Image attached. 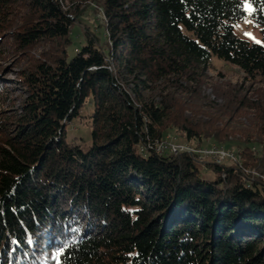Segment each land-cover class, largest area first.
<instances>
[{
  "label": "trees",
  "instance_id": "16d2710c",
  "mask_svg": "<svg viewBox=\"0 0 264 264\" xmlns=\"http://www.w3.org/2000/svg\"><path fill=\"white\" fill-rule=\"evenodd\" d=\"M248 2L261 43L236 30L245 0H0V57L13 51L19 65L53 45L19 65L14 88L0 70V104L19 105L0 112V264H264V178L252 171L264 175V140L185 103L206 90L214 57L264 82V0ZM90 6L104 35L85 26L67 59ZM86 117L88 148L66 135ZM166 143L236 158L158 150Z\"/></svg>",
  "mask_w": 264,
  "mask_h": 264
},
{
  "label": "rangeland",
  "instance_id": "374dc122",
  "mask_svg": "<svg viewBox=\"0 0 264 264\" xmlns=\"http://www.w3.org/2000/svg\"><path fill=\"white\" fill-rule=\"evenodd\" d=\"M246 8L247 17L237 24L236 30L248 40L261 43L263 42L262 33L253 24L250 17L253 7L251 5V10L247 6ZM103 22L102 13L100 11L95 13L93 6L88 7L80 19H75L76 24L72 30V42L66 48V58L71 59L85 42V26L103 36L105 29L99 28V25L103 24ZM1 39L2 37L0 36ZM52 48L53 45L50 43L41 44L30 52V59H36L41 55L49 56ZM19 59L20 55L15 54L13 51L7 52L0 57L1 74L4 75L5 83L8 87L14 88L15 81L19 78V65L23 66L31 62L30 59H25L21 60L19 65H15V62ZM211 65L212 67L206 79V90L202 94L191 95L189 99L185 100V103H192L191 107L197 108L194 109L195 116L202 120L218 122L221 126H225L235 133H240V135L258 137L264 140V82L257 79H245L243 73L236 66L227 64L216 57L213 58ZM7 70H10L8 74H6ZM204 94L206 95L204 96ZM16 95H19L18 92H16ZM18 102L20 103V100ZM18 106L10 107L0 104V112L6 111L4 112L6 114L1 113V116L8 115L11 117V114L15 113L14 111L18 109ZM93 110L94 103L90 99L86 102L83 113L90 115ZM190 111L188 110L187 113L192 115ZM200 111L201 113H198ZM66 135L69 141L75 140L85 148H88L92 143L91 119L89 117L84 120L75 119L68 125ZM171 140L176 143L183 141L181 137L172 138ZM254 149H256L254 150L256 156H263L264 149L262 147L258 150L255 147ZM225 163L233 164L234 160L226 159ZM252 171L264 178V175L259 173V171ZM201 174L205 178H214L213 171L204 167H201Z\"/></svg>",
  "mask_w": 264,
  "mask_h": 264
},
{
  "label": "built area",
  "instance_id": "2783aa9c",
  "mask_svg": "<svg viewBox=\"0 0 264 264\" xmlns=\"http://www.w3.org/2000/svg\"><path fill=\"white\" fill-rule=\"evenodd\" d=\"M170 148L172 153L178 154L181 151H186L191 154H195L201 160H214L216 162H222L225 158L230 157L235 159V154L233 150H226L218 145H211L206 148H196L190 145H176L173 143L162 144L158 150H163L164 148Z\"/></svg>",
  "mask_w": 264,
  "mask_h": 264
},
{
  "label": "snow or ice",
  "instance_id": "6c2138e0",
  "mask_svg": "<svg viewBox=\"0 0 264 264\" xmlns=\"http://www.w3.org/2000/svg\"><path fill=\"white\" fill-rule=\"evenodd\" d=\"M245 3H246V6L249 8V10H251V5L248 3V0H245ZM248 35H250V34H248ZM30 243L32 242V241H29ZM63 248H58L54 253H53V258H55V259H59V257H60V255H61V253L63 252Z\"/></svg>",
  "mask_w": 264,
  "mask_h": 264
}]
</instances>
